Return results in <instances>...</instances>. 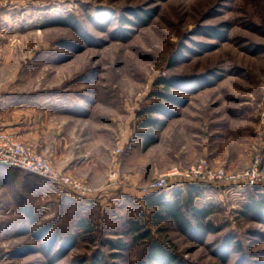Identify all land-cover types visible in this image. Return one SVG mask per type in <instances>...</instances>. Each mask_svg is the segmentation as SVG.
I'll use <instances>...</instances> for the list:
<instances>
[{
	"label": "rangeland",
	"instance_id": "1",
	"mask_svg": "<svg viewBox=\"0 0 264 264\" xmlns=\"http://www.w3.org/2000/svg\"><path fill=\"white\" fill-rule=\"evenodd\" d=\"M151 8L158 9L148 25L125 26L132 30L128 39L116 38L114 17ZM104 11L113 21L97 26V13ZM68 16L76 28L49 25ZM208 27L226 37H209ZM201 44L215 47L201 51ZM162 77L214 81L170 89L181 104L154 94L164 91ZM0 92L29 104L17 111L32 117L39 136L23 142L47 159L46 117L67 119L64 152L76 162L67 174L94 194L51 195L55 188L44 179L18 171L20 182L0 192L3 212L13 216L0 221V264H93L96 252L108 258V241L118 238L127 243L121 264H135L147 247V241H131L128 220L135 219L189 264H264V221L239 211L249 191L245 183L200 181L205 202L196 204H212L210 218L219 227L200 242L170 220L153 225V211L140 199L148 181L201 160L228 175L258 161L257 185L264 187V0H0ZM156 103L173 117L153 129L157 141L143 151L140 124L147 115L140 112ZM47 224L51 229L37 240L32 232ZM228 233L241 240V252L220 249ZM70 234L78 236L76 245L52 261Z\"/></svg>",
	"mask_w": 264,
	"mask_h": 264
},
{
	"label": "trees",
	"instance_id": "2",
	"mask_svg": "<svg viewBox=\"0 0 264 264\" xmlns=\"http://www.w3.org/2000/svg\"><path fill=\"white\" fill-rule=\"evenodd\" d=\"M157 9L158 8H151L140 12L131 10V15H133L132 18L113 16V19H117V26L113 29L114 35L120 40L128 39L132 30L124 27H144L148 25L156 15ZM111 14L112 12L110 11L97 13L95 18L97 26L101 25L102 27H106V24L109 21L112 22L113 20H110ZM75 24L76 19L74 16L64 18L58 17L49 21V25H61L76 28ZM210 30H212L211 27H208L207 30L204 31L209 37H215L218 39L226 37L220 30L215 32ZM214 47L215 44H201L198 46L201 51H211ZM195 49L196 48H194V50L189 49L188 53H195L198 51ZM172 64L173 62H170V65ZM184 80L186 82H184ZM213 81L214 80H211V78L208 77H205L204 79L162 77L158 80V83L163 86L164 91L157 90L154 94L168 99V101H172L173 103L181 102L182 104L184 101L180 100V98L175 95L170 94V89L179 88L187 90L186 86L196 89L210 85ZM182 82L185 84H182ZM140 114L147 115L140 124L141 128H145V131L141 133L143 139L142 150L145 151L157 141L153 129L163 128L166 124V120L173 117V112L169 111L166 106L156 103L144 108ZM154 114H161L164 118H155L153 117ZM247 186H249V191L240 203L239 211L243 218H253L259 221H264V187L261 188L257 184ZM204 187V184L199 181H183L178 183L177 186H174L169 192H164L165 189L147 192L144 193L140 199H142L146 207L152 209L153 214L151 222L153 225L158 226L162 222L170 220L176 228L190 240L200 242L206 234L217 232L219 230V227L216 226L210 218L213 209L212 204H206L203 202L201 205L196 204V200H204L205 202ZM24 213L31 223L36 222L35 216H32L31 208H25ZM128 222L130 226L128 234L131 236V241L133 243L147 241L144 255L135 264H189L185 260L179 258V256L162 241L153 238L150 227H146L144 222H141L139 219L128 220ZM78 224L81 228L84 227V229L88 227V224L83 220L79 221ZM50 229L51 226L47 224L37 228V230L32 232V235L37 240H40ZM77 241L78 236L76 234H70L63 238L59 246L53 250L52 261L58 262L61 260L66 255L67 251L76 245ZM108 248L110 250L108 254L109 259L101 256L99 252H96L94 254L95 261L93 264H121V261L124 260L123 251L127 249V243L125 240L118 238L113 241H108ZM228 248H234L240 252L243 248L241 240H239L233 233L226 234L221 240L220 249ZM80 263L81 262H74L71 264Z\"/></svg>",
	"mask_w": 264,
	"mask_h": 264
},
{
	"label": "built area",
	"instance_id": "3",
	"mask_svg": "<svg viewBox=\"0 0 264 264\" xmlns=\"http://www.w3.org/2000/svg\"><path fill=\"white\" fill-rule=\"evenodd\" d=\"M0 164L7 165L24 173L32 174L44 179L48 184L60 190L75 194H86L89 189L77 179L67 173L57 170L53 164L41 153L36 152L30 145L23 142L11 131H0ZM259 163L237 175H228L223 168L212 169L205 160L188 170L173 169L160 175L141 186L144 193L167 189L172 182H230L238 181L246 185L259 183ZM171 178H174L171 180Z\"/></svg>",
	"mask_w": 264,
	"mask_h": 264
},
{
	"label": "crops",
	"instance_id": "4",
	"mask_svg": "<svg viewBox=\"0 0 264 264\" xmlns=\"http://www.w3.org/2000/svg\"><path fill=\"white\" fill-rule=\"evenodd\" d=\"M63 105V104H62ZM61 106V103H60ZM66 107V104H64ZM31 108L27 102H16L9 99V96H4L0 92V131L7 130L11 131L17 135L19 139L25 142H33L34 137H38L39 133L38 126L36 122L32 120V117L27 115H20L18 113L19 109ZM18 110V111H17ZM17 113V114H16ZM66 118H48L46 117V152L49 161L55 165L56 169L64 172L70 173L72 168L76 165V162L73 163L72 155H67L64 152L66 149V130L63 124L65 123ZM50 132V133H49ZM73 163V164H71ZM58 167V168H57ZM19 170L11 168L7 165L0 164V192L2 188L6 185L9 186L15 183H19ZM52 186V185H51ZM55 189H50L51 195L65 194L68 196L69 191L63 192L59 188L52 186ZM131 189H127V193L132 195ZM82 198L90 199L92 198L93 193L86 194H76ZM3 197L0 196V221L10 219L9 222L13 220L12 214L9 210L3 212L2 206L4 205ZM14 214V213H13Z\"/></svg>",
	"mask_w": 264,
	"mask_h": 264
}]
</instances>
